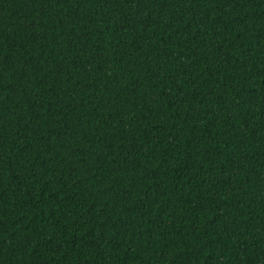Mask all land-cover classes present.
<instances>
[{
  "label": "trees",
  "instance_id": "trees-1",
  "mask_svg": "<svg viewBox=\"0 0 264 264\" xmlns=\"http://www.w3.org/2000/svg\"><path fill=\"white\" fill-rule=\"evenodd\" d=\"M0 264H264V0H0Z\"/></svg>",
  "mask_w": 264,
  "mask_h": 264
}]
</instances>
